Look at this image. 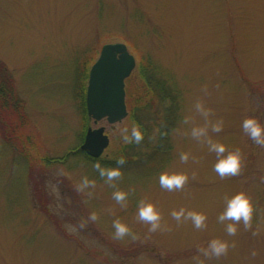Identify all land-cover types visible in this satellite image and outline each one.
Returning a JSON list of instances; mask_svg holds the SVG:
<instances>
[{"label": "rangeland", "instance_id": "obj_1", "mask_svg": "<svg viewBox=\"0 0 264 264\" xmlns=\"http://www.w3.org/2000/svg\"><path fill=\"white\" fill-rule=\"evenodd\" d=\"M115 42L125 43L137 61L130 90L140 62L150 60L160 69L157 77L178 89L180 120L168 153L141 150L109 184L81 155L57 159L84 139L80 76L104 44ZM0 60L24 102L22 133L31 142L21 154L0 134V264H196V257L204 264H264V146L242 128L247 117L264 123V0H0ZM199 100L212 109V119L224 121L212 138L242 153L238 175L221 178L216 154L191 137V127L204 123L194 108ZM117 125L91 120L87 129L104 126L116 150ZM185 152L187 163L179 159ZM165 171L185 172L189 180L168 191L159 183ZM85 176L96 181L91 196L77 190ZM117 190L129 193L127 207L112 198ZM240 191L252 197V226L241 222L229 236L228 222L218 216L226 198ZM142 199L160 207L165 230L149 232L137 219ZM182 207L205 213L207 227L174 220L170 213ZM92 211L97 222L67 230ZM116 219L137 238L113 239ZM213 238L235 247L204 257L198 248Z\"/></svg>", "mask_w": 264, "mask_h": 264}, {"label": "clouds", "instance_id": "obj_2", "mask_svg": "<svg viewBox=\"0 0 264 264\" xmlns=\"http://www.w3.org/2000/svg\"><path fill=\"white\" fill-rule=\"evenodd\" d=\"M207 93V89H204ZM195 111L203 118L204 123L202 125L191 127V137L201 144H205L209 152L215 153L217 160L214 164V171L221 177L236 176L239 174L244 157L242 153L237 150H229L227 146L215 141L212 138L211 133H220L224 127V121L222 119H212L213 111L202 100H199L194 105ZM184 123L189 124L190 118L185 117ZM242 128L245 133L257 144L264 146V123H261L255 117H247L242 122ZM114 132L125 144L136 143L139 144L145 137L144 128L135 121L125 123L123 126L117 125L114 128ZM189 153H181L180 161L187 163L189 161ZM126 164L125 157L121 156L117 158L115 167H105L102 165L101 160H97L94 163V168L98 171L99 176L104 178L106 182L111 184L113 181L119 179L122 176V166ZM195 176V173H193ZM189 176L185 172H163L159 177L160 186L168 191L183 189ZM96 185L95 179H89L87 176L83 177L77 185V190L80 192H87L89 196L92 195L90 189ZM129 193L124 190L114 191L112 198L116 201L121 208L127 207V199ZM226 206L224 210L218 216V220L221 223L228 222L225 225V231L229 236H235L239 224L242 222L244 227L251 228L252 218L254 213V203L252 197L245 191L237 192L231 197L226 198ZM171 217L178 223L183 221H191L196 229H204L207 227V215L201 211L186 210L180 208L179 210H173L170 213ZM100 219L99 214L96 211L89 213L86 219L80 221L78 225H68L67 230L69 232H76L87 226L88 222H97ZM137 219L144 224L149 225V232H157L159 230H165L166 225L162 223L163 215L160 207L151 201L140 200L137 206ZM114 229L113 239L123 240L125 237H131L136 239V235L133 233L132 227L122 222L120 219H116L112 222ZM255 234V233H254ZM230 247H235V242H229L226 239L213 238L208 241L206 247L198 248V252L204 257H220L225 255ZM256 255L255 252L252 253ZM196 264H204L203 260L198 257L195 258Z\"/></svg>", "mask_w": 264, "mask_h": 264}, {"label": "trees", "instance_id": "obj_3", "mask_svg": "<svg viewBox=\"0 0 264 264\" xmlns=\"http://www.w3.org/2000/svg\"><path fill=\"white\" fill-rule=\"evenodd\" d=\"M160 69L150 60H142L138 69V80L135 83L134 92L130 90L131 76L126 81L127 106L129 110L128 116L122 121L120 126L132 121L140 124L145 131V137L139 144H125L119 136L114 133L113 142H120V146L116 150L108 148L105 153L108 157L92 158L80 149V146L70 150L67 156L59 161L65 162L70 157L81 155L85 160L95 163L101 160L103 166L115 167L117 158L123 156L126 162L138 159L141 150L151 148L152 153L165 152L171 150V134L176 129L180 120L179 91L167 78L157 77ZM81 74L78 97L80 104V112L83 117V134L87 129L91 118L86 111V82L85 79L89 75V69ZM149 97V101H147ZM159 106V107H157ZM158 108V109H157ZM154 112L155 115H151ZM152 116V117H151ZM27 121L24 102L17 94L14 86V78L9 67L0 60V134L4 141L8 143L14 150L21 154L27 153L31 146L30 140H27L22 133V128ZM112 130H114L112 128ZM85 136V135H84ZM113 147V146H112ZM30 158V156H28ZM34 158L29 160L33 161ZM51 162L57 160L49 159ZM47 159V161L49 162ZM35 168V167H33Z\"/></svg>", "mask_w": 264, "mask_h": 264}, {"label": "water", "instance_id": "obj_4", "mask_svg": "<svg viewBox=\"0 0 264 264\" xmlns=\"http://www.w3.org/2000/svg\"><path fill=\"white\" fill-rule=\"evenodd\" d=\"M136 67V58L125 43H106L89 71L86 93L88 116L95 123L106 118L113 127L128 116L125 81ZM110 145L104 126L86 131L80 149L98 159Z\"/></svg>", "mask_w": 264, "mask_h": 264}, {"label": "flooded vegetation", "instance_id": "obj_5", "mask_svg": "<svg viewBox=\"0 0 264 264\" xmlns=\"http://www.w3.org/2000/svg\"><path fill=\"white\" fill-rule=\"evenodd\" d=\"M100 52H101V50H100ZM99 55H100V53H99ZM99 57V56H98ZM97 61V58H96V60L94 61V62H96ZM127 99V98H126ZM126 103H127V101H126ZM102 120H106V118H104V119H102ZM107 121V120H106Z\"/></svg>", "mask_w": 264, "mask_h": 264}]
</instances>
